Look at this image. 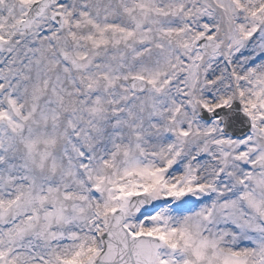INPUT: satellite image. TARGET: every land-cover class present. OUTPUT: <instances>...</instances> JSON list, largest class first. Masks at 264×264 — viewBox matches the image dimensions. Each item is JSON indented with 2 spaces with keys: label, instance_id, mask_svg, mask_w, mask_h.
Wrapping results in <instances>:
<instances>
[{
  "label": "snow or ice",
  "instance_id": "6c2138e0",
  "mask_svg": "<svg viewBox=\"0 0 264 264\" xmlns=\"http://www.w3.org/2000/svg\"><path fill=\"white\" fill-rule=\"evenodd\" d=\"M0 264H264V0H0Z\"/></svg>",
  "mask_w": 264,
  "mask_h": 264
}]
</instances>
